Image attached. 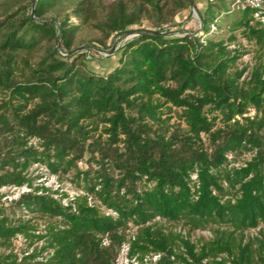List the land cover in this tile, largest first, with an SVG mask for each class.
Instances as JSON below:
<instances>
[{
    "label": "trees",
    "instance_id": "obj_1",
    "mask_svg": "<svg viewBox=\"0 0 264 264\" xmlns=\"http://www.w3.org/2000/svg\"><path fill=\"white\" fill-rule=\"evenodd\" d=\"M58 2L35 0L32 16V0H0V90L7 93L0 100V188L26 185L30 191L10 206L59 220L39 231L30 220L12 223L1 206L2 245L10 247L18 235L45 244L21 262L0 255V264L11 258L13 264H120L125 245L127 258L140 264L155 254L160 258L151 264H264V230L244 241L264 221V64L241 81L243 72L230 70L236 56L225 41L187 32L140 35L118 50L113 68L100 72L85 52L61 54L77 47L81 27L98 30L92 47L108 51L129 30L164 31L190 1L118 0L99 20L94 0H81L72 10L79 25L58 12ZM233 2L207 0L203 11L196 5L204 34L223 29L219 15L234 11ZM212 7L217 15L209 19ZM239 14L230 30L264 45V23L250 11ZM144 18L153 26L146 28ZM161 100L181 111L186 129L169 132ZM250 108L254 117L245 116ZM219 117L223 126L215 129ZM100 124L105 139L95 135ZM243 153H253L251 160L230 167L229 155ZM88 154L97 169L79 166ZM36 164L52 174L75 171L85 193L65 203L67 193L56 197L58 191L34 186L28 172ZM158 218L184 221L191 230L233 229H216L200 247L165 231ZM130 224L137 227L133 235Z\"/></svg>",
    "mask_w": 264,
    "mask_h": 264
},
{
    "label": "rangeland",
    "instance_id": "obj_2",
    "mask_svg": "<svg viewBox=\"0 0 264 264\" xmlns=\"http://www.w3.org/2000/svg\"><path fill=\"white\" fill-rule=\"evenodd\" d=\"M81 0H59L57 5L58 12L64 16L66 13L71 15V21L74 24L79 25L80 19L72 15V10L77 2ZM118 0H94V5L97 11V18L99 20L104 19L105 14L108 13L110 6ZM128 1V0H125ZM227 5L231 3L232 0H225ZM195 4L198 6L199 10H204L207 0H194ZM226 15L225 13H221L220 20L222 21L223 29H217L216 27H212L211 32L209 34H204L202 20L200 16V12L197 14L190 8L179 15V17L175 20V22L169 27L166 26L164 31L168 32L169 35L173 36H182L184 33H193L194 35L201 36L203 38H210L213 42L225 41L227 45L228 51H230L234 56H236L235 62L231 64L230 70L232 72H243L241 81L244 79H248L251 76L252 70L259 66L260 64H264V45L256 43V41H248L242 32V29H238L236 31H231L229 26L232 22L240 17L239 11L236 8ZM54 14V13H53ZM216 12L214 11V7L211 9V13L209 15V19H213L216 17ZM94 22V21H92ZM142 23L146 28H150L153 26V20L144 18ZM167 34V35H168ZM235 35V39L230 41V37ZM101 35L98 30L94 29L91 26H83L79 30L76 36V42L78 43L77 47H84L82 52L86 53V57L90 62V66L97 71L105 72L110 70L117 63V59L119 55L117 54L118 50H120L124 44L128 41L133 40L134 38H138V36L133 37V35L125 36L124 34L118 37H114L111 41L112 47L116 46V51L111 56H106L104 53L95 50L92 47V41L99 38ZM129 38V39H128ZM121 40V41H120ZM111 47V48H112ZM97 51L96 53L91 50ZM111 50V49H110ZM37 59L31 60V64L34 65V62ZM20 67L23 68L24 72L27 73L28 70L24 68L23 64H20ZM7 95L6 92L0 90V100L5 98ZM163 106L161 107V116L166 120V128L170 133L181 128L186 129V125L184 121L180 118L181 111L175 107H173L170 103H164V100H161ZM256 115V111L253 108L248 110V113L245 116L254 117ZM223 124L220 120V117L217 118L216 128L222 127ZM157 125L154 126L157 129ZM104 125L100 124L98 131L95 133L96 137L99 135H103V139L107 138L106 134H103ZM34 144L37 143V140H32ZM253 153H243L241 155L235 156L233 154L229 155L230 159V167L236 166H244L245 163L251 160ZM90 155H86L84 160L80 161L78 164L84 170L97 169L98 166L89 162ZM29 175L34 178L33 185H44L48 187L52 192L58 191L59 194H55L56 197H60L62 193H67L69 198H64V202L67 203L68 200L73 199L76 195L84 194L85 190L83 188L84 182L79 180L75 176V171H69L68 173H64L60 171L57 174H52L47 166L44 165H33L29 170ZM80 184V186H79ZM30 189L25 185L21 188H16L12 186L0 188V193L3 197L0 199V207L4 206V213L10 216L12 223L18 222L19 220H30L33 225L37 227V230L42 231L46 228V226L50 223H58V219H52L47 216H41L40 214L28 213L25 210H16L10 203L13 199L18 198V196L23 192H28ZM91 202L98 201L94 199H90ZM104 210L105 208L102 207ZM1 216V215H0ZM158 225L161 226L165 231H174L181 232L183 235L188 236L192 242L196 243L198 246H202L206 242L212 240L215 236V230L221 228V230H232L233 228H226V226H209L205 229H196L191 230L190 226L187 225L184 221L180 222H169L166 220H160L159 218L156 220ZM264 230V221L260 223L258 228L250 229L244 233V241L247 242L252 238H255L260 235V232ZM137 231V227L133 224H130L128 229V234L133 235ZM239 234H236L238 238ZM45 244V241H36L33 245H31V240L27 239L23 235H18L12 239V244L10 247H6L2 245L0 240V255H9L13 254L17 256L18 262H21L24 256L28 255L35 247L41 248L42 245ZM122 249L118 262L120 264H130V261L127 259V250L128 245L124 246ZM51 251L48 250L43 253L44 257H48ZM43 256H40L38 260H42ZM226 255H222L221 257H225ZM14 258L8 259L5 261V264H13ZM23 264H32L30 260H27Z\"/></svg>",
    "mask_w": 264,
    "mask_h": 264
},
{
    "label": "built area",
    "instance_id": "obj_3",
    "mask_svg": "<svg viewBox=\"0 0 264 264\" xmlns=\"http://www.w3.org/2000/svg\"><path fill=\"white\" fill-rule=\"evenodd\" d=\"M233 1H234L233 8H236L240 12L250 11L252 12V15L255 18V20L264 23V0H233ZM159 258H160V254L151 255L145 259L144 264H151L152 262H156ZM129 261L130 264L131 263L140 264V262L135 258Z\"/></svg>",
    "mask_w": 264,
    "mask_h": 264
},
{
    "label": "water",
    "instance_id": "obj_4",
    "mask_svg": "<svg viewBox=\"0 0 264 264\" xmlns=\"http://www.w3.org/2000/svg\"><path fill=\"white\" fill-rule=\"evenodd\" d=\"M190 1V6L193 9V11L195 13H199L198 8L194 2V0H189ZM34 6H35V0H32V5H31V15L34 16ZM128 34H134L136 37L140 36V35H148V34H152V35H167L168 32H162V31H153V30H144V29H132L127 31L126 33H124V35H128ZM59 37L57 38V41L55 43V47H59ZM84 49V47H78L75 48L74 50L68 52L67 54L61 52L62 55H72L76 52L82 51ZM116 51V46H113L111 48V50L105 51V50H100V52L104 53L106 56L108 55H112L114 54V52Z\"/></svg>",
    "mask_w": 264,
    "mask_h": 264
},
{
    "label": "bare ground",
    "instance_id": "obj_5",
    "mask_svg": "<svg viewBox=\"0 0 264 264\" xmlns=\"http://www.w3.org/2000/svg\"><path fill=\"white\" fill-rule=\"evenodd\" d=\"M130 35H133V37H135V35H134V34H128V35H125V36H127V37H128V36H130ZM120 41H121V40H120Z\"/></svg>",
    "mask_w": 264,
    "mask_h": 264
}]
</instances>
